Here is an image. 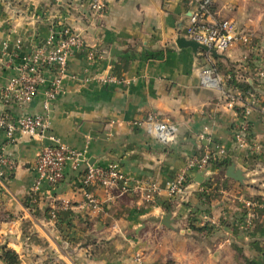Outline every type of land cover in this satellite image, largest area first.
<instances>
[{"label":"crops","instance_id":"1","mask_svg":"<svg viewBox=\"0 0 264 264\" xmlns=\"http://www.w3.org/2000/svg\"><path fill=\"white\" fill-rule=\"evenodd\" d=\"M90 1L0 0V90L13 75L5 64L8 54L31 51L48 37L52 22L80 31L86 48L70 59L64 92L50 106L51 132L66 145L85 150L89 164L118 162L130 179L155 181L162 187L209 146L215 154L207 173L212 179L200 184L209 187L208 207L203 210L207 205L194 187L188 201L171 199L162 191L152 204L139 196L108 194L95 187L102 209H82L84 165L79 170L68 165L58 185L42 182L33 198L38 177L35 160L45 142L20 137L7 149L17 167L0 183V244L16 251L19 264H264V229L239 230L235 225L242 213L234 204L254 201L259 205L254 213H260L264 157L237 146L241 109L229 108L218 91L201 84L205 51L194 53L176 44L185 34L193 4L190 0H107L105 12L97 17ZM212 1L213 19L232 20L239 30L253 35L256 47L238 42L212 58L223 75L255 84L260 91L247 122L256 142L264 146V81L258 77V69L264 67V0ZM90 49L95 58L89 56ZM108 75L127 81L103 84L91 79ZM43 102L42 93L27 107L6 106L0 98V112L44 115ZM150 115L178 125L173 143L164 144L145 126L135 124ZM0 139L3 142L2 135ZM227 161H235L244 171V184L225 176L227 167L219 165ZM249 179L261 181L250 186L260 200L241 196L250 188ZM54 208L69 227L68 233L51 218ZM170 212L173 228L162 224ZM208 219L225 222L224 230L197 233L194 227ZM153 230L160 238L157 245L150 242Z\"/></svg>","mask_w":264,"mask_h":264},{"label":"built area","instance_id":"2","mask_svg":"<svg viewBox=\"0 0 264 264\" xmlns=\"http://www.w3.org/2000/svg\"><path fill=\"white\" fill-rule=\"evenodd\" d=\"M61 3L62 0H54ZM194 6L189 17L184 37L197 41L216 52H224L238 42H242L249 48L256 47L252 33L239 30L232 20H215L212 18V0H190ZM107 7V0H91L90 9L93 16L102 15ZM86 48L85 40L80 31L72 27L52 22L48 37L36 44L31 51L8 54L6 67L13 70V75L0 90L1 101L6 106H29L41 93L44 95V109L46 114L12 115L8 111L0 112V183L7 179L17 167L16 160L9 156V145L20 137H31L39 140H48L49 145H44L37 154L35 169L37 180L31 195L35 198L36 189L42 182L51 186L58 185L65 177L68 165L74 170L85 166L81 173L80 187L83 188L84 201L82 209L100 211L102 201L93 192V188L105 189L108 194L118 191L120 195L139 196L144 202L156 203L162 191L169 198L183 199L191 188L197 185L199 190L204 186L194 181V176L200 171L209 172L215 154L208 146L202 154L192 157L187 166L180 170L173 179L167 181L162 187L155 181H134L123 171L118 162H110L107 165L89 164L85 150L74 149L66 145L58 136L51 132V120L49 116L50 106L64 92L65 80L68 76L69 61L77 51ZM89 56L95 58L96 52L89 50ZM205 65L200 71V81L204 87L219 92L221 99L231 109L240 108L242 118L235 130V141L240 149L251 148L264 157V146L256 142L252 135L251 125L247 122V116L258 105V97L251 91L245 93L231 87L232 76L223 75L213 62L212 53L205 52ZM258 77L264 81V67L258 69ZM100 83H123L126 79L113 75L91 78ZM136 125H143L149 135L164 144L173 143L179 133L176 123L160 119L155 116L135 121ZM221 155L225 154L223 148H219ZM252 210L259 205L248 202ZM50 216L56 219V209H52ZM247 222L254 221L253 213L248 214ZM209 220V219H208ZM210 224L218 225L215 221ZM264 247V245H263Z\"/></svg>","mask_w":264,"mask_h":264},{"label":"rangeland","instance_id":"3","mask_svg":"<svg viewBox=\"0 0 264 264\" xmlns=\"http://www.w3.org/2000/svg\"><path fill=\"white\" fill-rule=\"evenodd\" d=\"M248 187H250L252 184L254 185H257V184H260L261 181L260 180H257V181H254L252 179H249L248 181ZM205 188H203V190H199L200 187H198L197 185L194 186V189H198L196 190L198 194L202 195V199H203V202H205L204 205H207V203L209 202V187L207 186H204ZM232 194V193H231ZM234 195L236 194H233L231 195V199L234 198ZM193 195L189 194L188 196L184 197V201H188L189 200V197H191ZM241 196H244L245 199H257V200H260L258 199V197L260 196L258 193L254 192L252 190V188L250 187L249 190L246 188L245 190H243V192L241 193ZM172 199V198H171ZM239 201V200H238ZM263 202V200H261ZM237 207H240L239 209L240 210H237L239 213H242V215L239 216V218L237 219V222H236V227H239L240 229L239 230H242V231H245V232H250L252 231L254 233V231L256 232L258 230V228H263L264 229V206H262V208L258 209L257 211H260L259 214H256L254 215V221H252L250 224L249 222H247V217L249 216V212L250 213H253V210H249L248 209V206L247 204L244 202V201H239V202H235L234 203ZM242 204V205H241ZM208 205L203 208V210L207 209ZM255 209V208H254ZM206 221V220H205ZM226 225L225 222H223V224H218V225H212L209 223V220L208 222H205L201 225H198L197 227L195 225H193V227L195 228L196 232L197 233H204L205 235H208L209 234V230L210 231H222L224 230L222 228V226ZM184 227V226H183ZM152 239L150 242L154 243L155 245H157L158 243V240H160V238L158 239L157 237V232L155 230L151 231V236H150ZM206 243L207 245H209V240H206ZM0 264H3L1 261H0Z\"/></svg>","mask_w":264,"mask_h":264},{"label":"water","instance_id":"4","mask_svg":"<svg viewBox=\"0 0 264 264\" xmlns=\"http://www.w3.org/2000/svg\"><path fill=\"white\" fill-rule=\"evenodd\" d=\"M176 44L180 48H191L194 53H198L200 50H203L205 52H211L214 55H217V52L215 50H210L208 47L198 43L197 41L186 39L184 36H179L176 40ZM51 108V107H50ZM45 146L49 145L48 140H44ZM225 176L229 179H232L236 182H239L241 184L245 183L246 176L243 170H241L235 161H232V163L227 166L225 170ZM212 179L211 175H208L206 171H200L196 174L194 177V181L202 184L204 181H209ZM174 220L172 218V213H168L163 216L162 224L173 228Z\"/></svg>","mask_w":264,"mask_h":264},{"label":"trees","instance_id":"5","mask_svg":"<svg viewBox=\"0 0 264 264\" xmlns=\"http://www.w3.org/2000/svg\"><path fill=\"white\" fill-rule=\"evenodd\" d=\"M232 81H231V83H234V85L236 87L240 88L242 91H251L255 95H259L260 94V91L256 89V85L255 84L254 85H250L248 82L239 83V82L234 81L233 79H232ZM263 163H264V158H263ZM229 164H230V162L227 161L225 163H222L219 166L220 167H223V166L227 167V166H229ZM56 219H57V221H59L58 222L59 226L61 228L64 227L62 229L63 232L67 231V233H68V228L69 227L66 224H64L63 221H61L60 216L58 214H57ZM65 237H66L67 241L71 242L72 239L70 238V236L68 234H66ZM0 261L3 264H19V255L13 249L8 248L4 244H0ZM52 264H59V263H52Z\"/></svg>","mask_w":264,"mask_h":264}]
</instances>
